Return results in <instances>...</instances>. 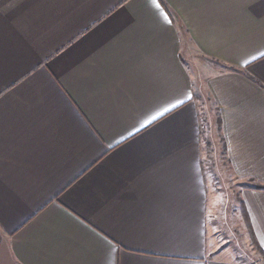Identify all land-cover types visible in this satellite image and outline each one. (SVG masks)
Wrapping results in <instances>:
<instances>
[{
    "label": "crops",
    "instance_id": "1",
    "mask_svg": "<svg viewBox=\"0 0 264 264\" xmlns=\"http://www.w3.org/2000/svg\"><path fill=\"white\" fill-rule=\"evenodd\" d=\"M202 93L264 255V0H0V264H238Z\"/></svg>",
    "mask_w": 264,
    "mask_h": 264
},
{
    "label": "rangeland",
    "instance_id": "2",
    "mask_svg": "<svg viewBox=\"0 0 264 264\" xmlns=\"http://www.w3.org/2000/svg\"><path fill=\"white\" fill-rule=\"evenodd\" d=\"M201 121L203 134H208L205 140L203 155H205V178L207 183L209 206L212 207L217 235L221 239L218 247L225 250L228 257L237 259L238 264H264L263 255L257 251L249 236L245 215L242 212V193L249 183H239L227 166L221 161L222 141L214 132L210 124L211 133H208V118L214 119V107L209 97L202 93ZM209 125V124H208ZM211 212V208H209Z\"/></svg>",
    "mask_w": 264,
    "mask_h": 264
},
{
    "label": "trees",
    "instance_id": "3",
    "mask_svg": "<svg viewBox=\"0 0 264 264\" xmlns=\"http://www.w3.org/2000/svg\"><path fill=\"white\" fill-rule=\"evenodd\" d=\"M218 124H219V122H218ZM259 188H261V189H264L263 187H259ZM242 212H244V215H245V221H246V225H247V229H248V233H249V236H250V238H251V240H252V244L255 246V248L257 249V251L258 252H260L261 254H262V252L259 250V248H258V245H257V243H256V240H255V236H254V234H253V231H252V226H251V224H250V220H249V218H248V215L246 214V210H245V208L244 209H242ZM263 255V254H262ZM263 259H264V255H263Z\"/></svg>",
    "mask_w": 264,
    "mask_h": 264
}]
</instances>
